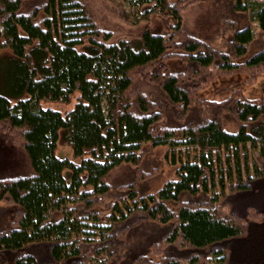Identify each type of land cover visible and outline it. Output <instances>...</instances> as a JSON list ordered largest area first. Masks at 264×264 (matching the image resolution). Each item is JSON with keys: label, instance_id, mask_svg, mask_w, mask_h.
Returning <instances> with one entry per match:
<instances>
[{"label": "trees", "instance_id": "1", "mask_svg": "<svg viewBox=\"0 0 264 264\" xmlns=\"http://www.w3.org/2000/svg\"><path fill=\"white\" fill-rule=\"evenodd\" d=\"M108 1L168 30L114 38L80 0H0V264H264V95L195 98L264 66V0H230L246 23L226 50L184 32L190 0ZM161 146L174 175L141 192L139 159ZM117 167L134 179L106 181Z\"/></svg>", "mask_w": 264, "mask_h": 264}, {"label": "rangeland", "instance_id": "2", "mask_svg": "<svg viewBox=\"0 0 264 264\" xmlns=\"http://www.w3.org/2000/svg\"><path fill=\"white\" fill-rule=\"evenodd\" d=\"M85 6L87 13L94 19L98 26L113 29L114 38L118 37H136L137 32L145 25L152 31L165 32L168 30V20L161 14L156 13L148 19L136 22L133 17V7L123 4L122 6L112 3L108 0H80ZM181 13L182 28L186 34L194 35L219 50H226L227 41L232 32H230V22L233 26H239L246 23L244 15L231 9L230 0H190L179 9ZM132 13V14H131ZM127 15V16H125ZM133 20L135 22H133ZM258 48V47H257ZM248 71V72H247ZM246 72L216 74L205 84L204 88L198 90L195 98L214 97L215 99L224 97L235 89H241L247 97H261L264 95V66L261 69H248ZM247 78H246V77ZM64 104L59 102H49L51 107L66 110L73 104ZM5 139L4 136L0 139ZM1 141V140H0ZM11 149V148H10ZM5 143L0 144V150L9 151ZM174 150V149H173ZM173 150L167 151L165 157V147H153L146 151L139 159L138 166L145 170L148 177L137 178L136 187L144 193L153 192L163 185V182L173 177L175 165L170 160ZM57 152L63 156L71 157L72 151L66 143H60L57 146ZM214 154V153H213ZM198 151L184 146L181 154L175 150L174 158L178 156L181 160L192 161L196 158ZM233 161V158H231ZM0 163V169L3 168ZM234 172V165L231 162L229 166L222 165L224 178L227 169ZM149 170L152 171L150 176ZM218 172L215 173L217 177ZM134 179V170L130 167H117L111 170L106 181L117 184V182H127ZM11 206L0 201V228L8 224L12 215Z\"/></svg>", "mask_w": 264, "mask_h": 264}]
</instances>
